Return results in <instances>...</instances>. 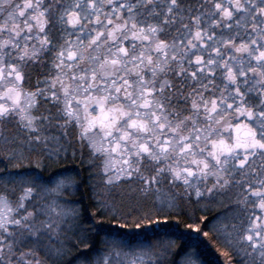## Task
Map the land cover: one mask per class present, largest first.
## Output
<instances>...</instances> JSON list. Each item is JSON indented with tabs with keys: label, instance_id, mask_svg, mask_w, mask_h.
Instances as JSON below:
<instances>
[{
	"label": "snow or ice",
	"instance_id": "obj_1",
	"mask_svg": "<svg viewBox=\"0 0 264 264\" xmlns=\"http://www.w3.org/2000/svg\"><path fill=\"white\" fill-rule=\"evenodd\" d=\"M206 241L264 264V0H0V264Z\"/></svg>",
	"mask_w": 264,
	"mask_h": 264
},
{
	"label": "trees",
	"instance_id": "obj_2",
	"mask_svg": "<svg viewBox=\"0 0 264 264\" xmlns=\"http://www.w3.org/2000/svg\"><path fill=\"white\" fill-rule=\"evenodd\" d=\"M187 222L191 223L192 221L188 220ZM179 231L184 232L186 229L183 225H181ZM193 237H195V233H193ZM206 243L208 244L209 249L208 259L214 262L218 261V264H224V258L220 256V253L217 251L215 241H206Z\"/></svg>",
	"mask_w": 264,
	"mask_h": 264
}]
</instances>
